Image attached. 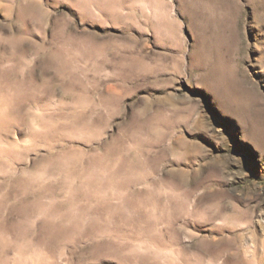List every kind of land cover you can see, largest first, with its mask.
I'll list each match as a JSON object with an SVG mask.
<instances>
[{"label": "rangeland", "instance_id": "1", "mask_svg": "<svg viewBox=\"0 0 264 264\" xmlns=\"http://www.w3.org/2000/svg\"><path fill=\"white\" fill-rule=\"evenodd\" d=\"M0 264H264V0H0Z\"/></svg>", "mask_w": 264, "mask_h": 264}]
</instances>
